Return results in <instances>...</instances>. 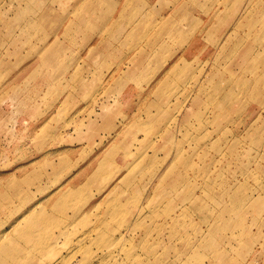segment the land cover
I'll use <instances>...</instances> for the list:
<instances>
[{
    "label": "rangeland",
    "instance_id": "obj_1",
    "mask_svg": "<svg viewBox=\"0 0 264 264\" xmlns=\"http://www.w3.org/2000/svg\"><path fill=\"white\" fill-rule=\"evenodd\" d=\"M143 6L0 0V264H264V0Z\"/></svg>",
    "mask_w": 264,
    "mask_h": 264
},
{
    "label": "crops",
    "instance_id": "obj_2",
    "mask_svg": "<svg viewBox=\"0 0 264 264\" xmlns=\"http://www.w3.org/2000/svg\"><path fill=\"white\" fill-rule=\"evenodd\" d=\"M109 2H122V0H107ZM200 0H139L145 6L143 8L148 9L149 13L152 15L154 14L155 17L162 16L163 18H167L169 20H173L175 22V33L181 35H189L191 34V38L187 41V43L181 47L183 54L182 57H185L188 61L192 60V58L196 55L198 51V47L196 44L195 34L196 31L199 29V19L200 18H207V15L200 14L198 11V2ZM144 10V11H145ZM143 9L141 10V13ZM146 12V11H145ZM104 21H100V26H96L94 31H84L80 32L82 34H110L112 31L110 30L111 27L102 26ZM196 25V26H195ZM194 36V37H193ZM102 40H96L92 46L90 47L91 53L95 56L96 60L99 58L100 62L97 64L96 60L95 63L98 66L104 65H113L112 63L109 64V60L103 62L102 59ZM83 50H87V46L83 48ZM111 56V55H110ZM103 57V58H102ZM167 63L163 64L166 65ZM70 149V148H68ZM67 149V150H68ZM66 150V149H64ZM69 151V150H68ZM68 160L73 161L75 159L74 156H68Z\"/></svg>",
    "mask_w": 264,
    "mask_h": 264
}]
</instances>
